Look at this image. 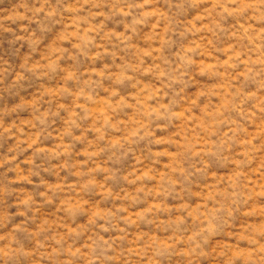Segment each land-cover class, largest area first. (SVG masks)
I'll return each mask as SVG.
<instances>
[{"label": "rangeland", "instance_id": "1", "mask_svg": "<svg viewBox=\"0 0 264 264\" xmlns=\"http://www.w3.org/2000/svg\"><path fill=\"white\" fill-rule=\"evenodd\" d=\"M0 264H264V0H0Z\"/></svg>", "mask_w": 264, "mask_h": 264}]
</instances>
